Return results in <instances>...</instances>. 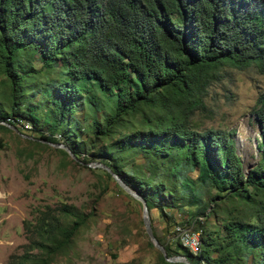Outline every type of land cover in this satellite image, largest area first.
<instances>
[{"label":"trees","instance_id":"trees-1","mask_svg":"<svg viewBox=\"0 0 264 264\" xmlns=\"http://www.w3.org/2000/svg\"><path fill=\"white\" fill-rule=\"evenodd\" d=\"M33 60L40 62V70ZM0 65L10 93L8 107L0 106V123L39 132L40 108L49 106L42 109L49 127L41 139L66 144L78 159L81 151L69 141L79 139L73 123L79 104L111 106L102 121L93 120L86 154L138 191L150 211L158 209L166 217L157 202L175 190L126 173L124 156L156 160L150 172L158 179L159 171L168 169L174 183L188 168L202 185L223 183L220 201L251 208L250 217L220 220L221 228L211 232L202 217L191 222L202 233L198 255L181 245L174 229L168 241L177 243L178 251L159 240L169 256L184 250L192 264H206L213 254V264H264V93L253 115L260 139L257 162L249 171L234 133L200 132L188 124L196 109L205 108L204 97L225 66H255L264 74V0H0ZM44 70L56 71L59 80L39 83L28 96ZM128 128L133 130L122 132ZM0 130L10 128L0 124ZM117 135L111 148L98 149L101 140ZM188 192L196 203V193ZM177 200L173 197L172 208ZM216 214L213 207L209 216ZM87 219L71 205L38 210L34 221H24L28 242L23 255L12 256L8 264H53ZM161 259L170 264L162 254Z\"/></svg>","mask_w":264,"mask_h":264},{"label":"rangeland","instance_id":"rangeland-1","mask_svg":"<svg viewBox=\"0 0 264 264\" xmlns=\"http://www.w3.org/2000/svg\"><path fill=\"white\" fill-rule=\"evenodd\" d=\"M33 63L34 69L40 70V62L33 60ZM43 73L40 76L43 77L42 81L37 78L32 81L33 86L27 89L28 96L35 88H40L39 83L49 86L50 82L59 80L56 71L44 70ZM220 76V80L213 82L204 97L205 108L196 109L188 124L200 132L214 129L234 133L232 137L237 143L238 154L243 156L244 166L253 169L260 139L253 115L258 99L264 93V74H260L255 66L246 70L225 66ZM8 84L0 65V106L9 105ZM95 93L96 97L104 100L100 92ZM88 97L86 94L83 99ZM46 107L40 108L42 120L39 127L42 129L39 128V132L0 130V139L4 143L0 149V264H8L12 256L23 255L28 242L24 221H34L37 211L46 206L56 208L61 205L76 207L88 219L76 233L71 246L58 255L53 264H164L160 252L152 246L146 233L141 202L124 192L106 170L86 165L92 163V158L86 154L92 137L90 126L95 118L102 121L104 113L112 107L104 102L94 107L87 100L78 106L80 112L75 113L73 123L74 128L79 130V139L74 138L69 143L81 151L79 159L84 164L64 154V149L54 146L58 145L56 142L41 139L49 127L45 111H42ZM25 124L33 128L30 123ZM135 128L141 129L139 123L135 124ZM131 131L130 128L122 130L124 133ZM118 139L120 137L117 135L110 141L101 140L98 149L111 148ZM124 160L126 173L149 184L156 179L165 183L168 190H175L174 196L166 192V196L161 195L157 202L163 206L166 217L158 209L150 211L157 240L173 251H178L179 246L168 239L173 238L179 221L191 227L194 225L191 222L198 216L202 217L205 227L211 232L221 228L220 220L238 216L245 220L252 214L247 205L236 202L225 204L219 200L225 195L222 192L223 183L218 187L202 185L198 181V173L188 168L183 167L184 177L179 183H174L168 178V169L160 170L158 179L150 172L156 160L147 159L144 155L133 157L131 154L124 156ZM190 190L196 193V203L192 201ZM173 197L178 199L174 208L171 202ZM216 203L220 205L219 208L215 206ZM213 207L218 218L209 216ZM195 227L198 228L199 224ZM184 252L180 251L181 255H185ZM216 257L215 254L210 255L206 264H213L212 260Z\"/></svg>","mask_w":264,"mask_h":264},{"label":"water","instance_id":"water-1","mask_svg":"<svg viewBox=\"0 0 264 264\" xmlns=\"http://www.w3.org/2000/svg\"><path fill=\"white\" fill-rule=\"evenodd\" d=\"M0 124H3L7 127H9L10 129L15 130L17 133H20V131L15 127L12 126L11 124H8L6 122H1ZM25 136V135H24ZM26 138H32V137H28L26 136ZM57 146L58 148L64 149L65 151H67V153H69L73 159H75L76 161H78L81 164H84L83 162H81L76 155H74L73 153H71V149L64 145V144H58V145H54ZM88 167L90 168H101L106 170L108 173H110L113 178L115 179V181L118 183V185L124 190V192L128 193L131 197H134L135 199H137L138 201L141 202L142 206H143V222L145 225V229H146V233L148 234L151 243L154 245V247L163 255L165 261L167 263L170 264H192L189 259L184 256V255H179V256H169L167 254L166 248L164 245H162V243L157 240L158 238L155 236L154 231H153V227H152V222H151V214H150V210L147 204V201L145 200L144 197H142V195L134 190L130 185H128L127 183L124 182V180L122 179V177H120V175L114 173L109 167H107L106 165L99 163V162H92V163H88L86 164ZM245 167L246 171L251 170V168L248 169Z\"/></svg>","mask_w":264,"mask_h":264},{"label":"built area","instance_id":"built-area-1","mask_svg":"<svg viewBox=\"0 0 264 264\" xmlns=\"http://www.w3.org/2000/svg\"><path fill=\"white\" fill-rule=\"evenodd\" d=\"M176 237L181 245L194 255H198L202 251L201 231L196 230L195 226L185 227L178 225L175 228Z\"/></svg>","mask_w":264,"mask_h":264}]
</instances>
